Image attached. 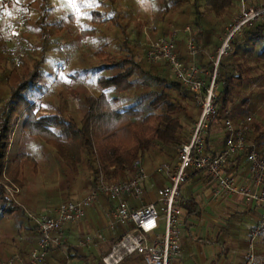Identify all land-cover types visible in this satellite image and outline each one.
Wrapping results in <instances>:
<instances>
[{"label": "rangeland", "instance_id": "374dc122", "mask_svg": "<svg viewBox=\"0 0 264 264\" xmlns=\"http://www.w3.org/2000/svg\"><path fill=\"white\" fill-rule=\"evenodd\" d=\"M32 1L2 2L0 9V102L2 104L10 96L9 76L23 68L31 69L34 62L40 61L42 74L40 85L45 92V95L39 99L40 106H47L46 109L53 113L63 110L66 116H74L73 118L77 120H81L83 117L84 111L82 109L85 97L97 94L96 90L99 89H97L95 76L85 84L82 82L84 76L75 72L89 66L99 65L100 60L96 57V53L100 50L109 52L116 60L126 58L134 53L137 60L144 61L151 44L162 36H172L175 31H178L177 44L182 56L186 57L187 44L193 40L202 49L201 60L207 63L209 60L207 55L216 59L218 49L223 44L222 39L241 13V6L236 1L233 10L224 19L216 22L213 34L210 33L211 27L205 23L203 24L205 31L203 30V35H201L193 25L196 17L192 9L193 0H189L188 3L180 7L185 8L186 15L180 14L181 9L179 11L174 9L164 18H162L164 10L160 7L159 0H95V6L87 7L89 9L80 8L79 11L75 10L72 5H65L63 0H51L48 18L50 27L47 35L41 36L40 32L33 27L39 16L38 1ZM30 2L32 3L28 6ZM251 2L260 4L264 3V0H251ZM101 8H104L101 11L103 16L106 18L113 16L115 22L98 25L99 34L97 38L83 34L82 31L85 28H91L89 14L91 9L101 10ZM201 9L203 12H208L204 5ZM84 12H87L89 16H84ZM4 13L9 15L10 22L16 28L18 22H22L23 29L20 30L19 34V46L23 51L22 67L14 66L9 51H6L14 48V43L6 30V24L2 18ZM59 26H62V29ZM32 27L33 29H31ZM219 37L220 40L218 41L217 38ZM125 40L129 42V49L123 45ZM245 40L244 31H242L232 39L231 50L228 51L229 53L235 52V43L240 42L241 48L238 49L233 59V63L238 67L237 72L242 73L239 74L242 79L237 81L239 89L236 92L235 104L229 106V111L222 118H216L212 121L211 125L214 126L213 128L210 127L211 130L209 129L211 133L217 131L219 128L216 125L224 124L226 118L232 120L251 118L250 123L253 122V124L258 125L264 123V62L256 59L257 55L264 49V34L251 42ZM106 43H108V47L104 46ZM208 47H212V50L206 54L205 50ZM246 49L249 51L246 52ZM73 77L76 78L73 79ZM141 91L138 89L127 94L126 99L132 98L135 93ZM245 100L251 102L249 111L239 109V105ZM184 103L189 107L190 116L195 119L192 121L183 117L184 131L189 137L192 128L201 116V109L193 105L194 102L190 99L185 100ZM79 105L82 107L79 108ZM40 109L41 107L39 111ZM249 139H254L252 133L249 135ZM12 142L10 157H13L17 152H26L33 158L34 162L25 161L23 164L24 187L22 189L18 185L10 183L5 175L3 176L4 179L0 181V186L4 188V195L6 198L9 197L8 200H10L11 195L5 192V186L19 189L14 194V202L16 205L22 206L26 216L33 223L35 218L45 215L54 216L62 203L80 200L95 188L87 183V175L90 173V169L86 163H83L82 166H76L75 170L69 172L71 167L61 163L56 151L41 140L31 138L18 131L17 136H13ZM259 150L264 153V148H259ZM170 156L171 158H166L158 153H151L140 163L147 173L153 174V180L156 178L158 180L160 179L158 176L162 174H154L155 171L163 165L173 168L178 161V150L171 151ZM128 177V180L132 178V176ZM118 182L120 181H104L106 184ZM157 182L159 184V181ZM106 206L109 205L106 204ZM111 212L112 210L110 214ZM4 221V223H0V258L2 262L19 250L27 255L33 248V240H37L39 236L28 231L25 224L22 225L24 228L18 234L16 221ZM103 228L105 227L102 226L101 230ZM104 232L106 230L101 233ZM163 232L164 221L160 223V229L156 233L161 234ZM111 246V243L106 244L105 251H109ZM97 258L100 259L99 256Z\"/></svg>", "mask_w": 264, "mask_h": 264}, {"label": "trees", "instance_id": "16d2710c", "mask_svg": "<svg viewBox=\"0 0 264 264\" xmlns=\"http://www.w3.org/2000/svg\"><path fill=\"white\" fill-rule=\"evenodd\" d=\"M8 1L12 0H0V9L2 2ZM35 1H38L39 16L33 27L41 36H45L50 27L48 18L51 0L32 2ZM188 1L159 0L160 7L164 10L162 18L168 16L174 9L178 11L181 9L180 14L186 15L185 8L180 7ZM235 2L236 0H193L192 9L196 15L194 27L204 28L203 24L206 23L211 27L210 33L213 34L216 22L224 19L233 10ZM202 5L205 6L207 13L202 11ZM112 19L114 18H106L102 13L92 11L90 21L93 25L82 33L88 36L90 33L95 34L96 26L108 23ZM59 28L62 29V26ZM243 31L245 41L251 42L264 34V23ZM123 45L130 48L126 40ZM176 45V52L183 60L177 42ZM104 46L107 47V43ZM235 47V52L222 56L219 61L220 91L215 100L219 119L227 114L230 105L235 104L236 92L239 89L237 81L242 79L240 76L242 73L237 72L238 67L233 63L234 55L236 56L238 49L241 48L240 42H236ZM96 57L100 60L99 65L75 72L84 76L82 82L85 84L94 76L97 77L96 85L102 90L98 98L85 97L81 120L66 116L63 110H59L55 115L39 112V99L45 95L40 85L42 78L40 61L34 62L31 69L23 68L9 76L10 96L2 104L0 102V181L5 175L10 183L22 189L23 164L25 161L34 162L26 152H17L13 157L9 156L13 147L12 138L17 136L18 131L41 140L55 150L59 161L71 167L69 172L75 170L76 166L86 163L90 169L87 183L95 188L102 180L125 182L128 181V176L135 177L136 163L149 157L151 153L171 158V151L179 152L180 146L189 139L187 132L184 131L183 117L195 121L189 114L188 105L184 103L190 99L195 103L193 105L198 107L192 92L173 78L164 64L149 63L147 59L139 61L134 53L116 60L109 52L100 50ZM256 59L264 62V49ZM204 67L213 71L214 64L208 62ZM138 89L142 91L126 99L127 94ZM239 109L250 110L246 100L239 105ZM239 120L238 118L232 121L237 123ZM248 126L247 140L258 144L259 148H264V123L258 125L252 122L248 123ZM251 133L254 135L252 140L249 139ZM4 220L16 221L18 234L25 224L28 231L39 235L37 224L26 216L22 206L5 197L4 188L0 186V223H4ZM38 238L39 236L37 240H33V248L27 255L19 250L6 261L2 262L0 258V264H7L16 255L27 260L37 246ZM116 241L117 239L112 241V246ZM51 251L55 250H50L49 253ZM69 259H72L70 252L68 259L64 255L62 263L65 264Z\"/></svg>", "mask_w": 264, "mask_h": 264}, {"label": "built area", "instance_id": "2783aa9c", "mask_svg": "<svg viewBox=\"0 0 264 264\" xmlns=\"http://www.w3.org/2000/svg\"><path fill=\"white\" fill-rule=\"evenodd\" d=\"M238 2L241 6L240 17L234 21L235 23L230 26L222 39L223 44L218 49L216 59H213V71L202 69L197 63L202 49L193 40L187 44L188 55L192 61L186 63L179 58L176 52L178 31L172 36H162L151 44L146 52L147 61L164 64L173 78L192 92L195 102L201 109V116L192 128L189 139L179 148L176 165L173 168L163 165L154 173L162 174L169 182L159 191L157 203L144 201L145 185L152 181L153 174L147 173L142 164L137 162V174L130 180L111 184H106L102 180L99 186L82 199L62 203L57 208L56 215L33 218L39 229L37 246L27 260L16 255L7 264H44L49 251L56 249L61 250L68 259L69 254L61 235L63 228L80 222L85 211L95 206L102 196L113 204L107 229L116 232L121 227L124 230L111 250L103 256V264H121L134 255H140L145 264H174L175 261L182 259L180 191L188 181L191 171L203 172L213 180L217 186L216 196H242L247 201L261 206L264 211V153L260 152L256 143L247 140L248 123L251 122V118L239 120L237 123L227 118L225 148L215 155L205 154L207 134L212 121L217 118L215 100L218 90L219 61L231 50L232 39L246 28L264 23V3L255 4L251 0H238ZM2 18L14 43V48L6 51H9L14 66L20 67L23 57V51L19 46L22 22L19 21L16 28L10 22L7 13H4ZM237 154H244L250 164L252 186L241 183L235 175L227 174V166ZM17 190L19 189L5 186V192L11 195L10 200L14 199ZM7 198L9 199L8 196ZM131 199L137 201L139 205H132ZM12 201L14 202L15 199ZM162 221H164V232L157 234ZM263 233L264 213L262 220L253 231L252 240H256ZM93 240V237H88L81 246L87 247L93 243ZM246 264H255L253 249L248 255Z\"/></svg>", "mask_w": 264, "mask_h": 264}, {"label": "crops", "instance_id": "0c3cea01", "mask_svg": "<svg viewBox=\"0 0 264 264\" xmlns=\"http://www.w3.org/2000/svg\"><path fill=\"white\" fill-rule=\"evenodd\" d=\"M236 1L238 2V0ZM103 10L104 8L89 11L102 13ZM110 18L114 17L111 16ZM114 20L112 19L107 24H113ZM90 23L92 27L93 24L91 21ZM96 27L98 28V26ZM196 30L201 35H203V30L205 31L203 28H197ZM98 34L99 31L96 29V33H90V36L97 38ZM217 40L219 41L220 37ZM211 50L212 47L206 48V54ZM207 56L209 58L208 62H213V58ZM183 61L186 63L192 61L188 55V50ZM197 63L202 69L208 70L204 67L207 63L201 60L200 55L197 58ZM97 89H99L96 90L97 94H91L94 98H98L102 93L99 86ZM219 91L220 86L218 84L217 94ZM247 104L251 108V102H247ZM40 107L39 112L42 114H57L48 111L47 106L41 105ZM80 107L82 106L79 105ZM82 110L84 111V105ZM223 123L216 125L219 128L217 131L212 133L210 132L211 129L208 131L205 154L215 155L225 148L227 131L225 121ZM213 126L211 125V128ZM226 171L227 174L235 175L241 183L249 186L253 185L250 176V164L244 154L235 155L230 160ZM158 177L160 179H152L145 185L144 201L146 203H157L159 191L169 183L165 176L160 175ZM157 181H159V184ZM216 190L215 182L203 172L198 171H191L188 181L181 187L179 205L182 207L180 220L183 232L182 259L175 261L174 264H246L252 249L255 264H264V233L256 240H252L253 231L263 217L262 207L247 201L242 196H216ZM105 203L109 206L107 207ZM130 203L134 206L139 205L137 201L132 199ZM112 209L113 204L105 197H101L95 206L85 211L80 222L63 228L61 235L64 247L67 249L68 254L70 252L72 255V259L67 262L70 264H103V256L111 250L110 248L109 251H105L106 244L111 243L112 245V241L118 239L124 232L121 227L116 232L107 229L109 214ZM102 226L105 228L101 230ZM103 230H106V232L102 234ZM88 237L94 238L93 243L87 247H82L81 244ZM62 258H64V253L61 250L51 251L48 253L44 264H64ZM121 264H145V262L140 255H134Z\"/></svg>", "mask_w": 264, "mask_h": 264}, {"label": "snow or ice", "instance_id": "6c2138e0", "mask_svg": "<svg viewBox=\"0 0 264 264\" xmlns=\"http://www.w3.org/2000/svg\"><path fill=\"white\" fill-rule=\"evenodd\" d=\"M65 5H72L75 10L79 11L80 8H87L95 6V0H63ZM84 16H89L87 12L83 13Z\"/></svg>", "mask_w": 264, "mask_h": 264}]
</instances>
